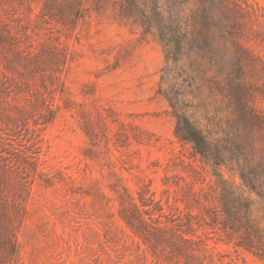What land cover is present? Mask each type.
<instances>
[{
	"label": "rangeland",
	"instance_id": "374dc122",
	"mask_svg": "<svg viewBox=\"0 0 264 264\" xmlns=\"http://www.w3.org/2000/svg\"><path fill=\"white\" fill-rule=\"evenodd\" d=\"M0 264H264V0H0Z\"/></svg>",
	"mask_w": 264,
	"mask_h": 264
},
{
	"label": "trees",
	"instance_id": "16d2710c",
	"mask_svg": "<svg viewBox=\"0 0 264 264\" xmlns=\"http://www.w3.org/2000/svg\"><path fill=\"white\" fill-rule=\"evenodd\" d=\"M188 125L187 134H180L177 132L178 137L182 141L191 142L194 148L201 154H205L210 149V143L205 135L197 129L191 122L186 121Z\"/></svg>",
	"mask_w": 264,
	"mask_h": 264
}]
</instances>
